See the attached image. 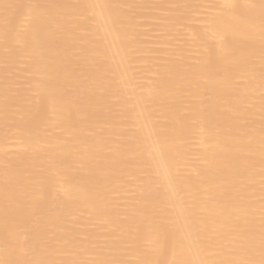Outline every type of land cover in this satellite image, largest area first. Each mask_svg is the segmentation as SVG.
Returning a JSON list of instances; mask_svg holds the SVG:
<instances>
[{
  "label": "bare ground",
  "instance_id": "6f19581e",
  "mask_svg": "<svg viewBox=\"0 0 264 264\" xmlns=\"http://www.w3.org/2000/svg\"><path fill=\"white\" fill-rule=\"evenodd\" d=\"M0 264H264V0H0Z\"/></svg>",
  "mask_w": 264,
  "mask_h": 264
}]
</instances>
